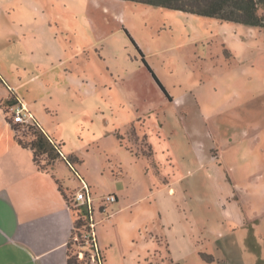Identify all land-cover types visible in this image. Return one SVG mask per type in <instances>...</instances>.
<instances>
[{
    "label": "rangeland",
    "instance_id": "374dc122",
    "mask_svg": "<svg viewBox=\"0 0 264 264\" xmlns=\"http://www.w3.org/2000/svg\"><path fill=\"white\" fill-rule=\"evenodd\" d=\"M260 31L132 2L0 0V99L74 160L54 169L68 195L89 186V264H264Z\"/></svg>",
    "mask_w": 264,
    "mask_h": 264
},
{
    "label": "crops",
    "instance_id": "0c3cea01",
    "mask_svg": "<svg viewBox=\"0 0 264 264\" xmlns=\"http://www.w3.org/2000/svg\"><path fill=\"white\" fill-rule=\"evenodd\" d=\"M88 18L92 28L96 22ZM246 28L249 32L257 30ZM258 33L264 43L263 31ZM60 162L63 161H57L53 170L39 171L31 151L16 143L0 108V263L10 258L14 264H22L24 258V264H67L72 215L57 184L60 185V176L54 169ZM60 189L67 195V188L60 185Z\"/></svg>",
    "mask_w": 264,
    "mask_h": 264
},
{
    "label": "trees",
    "instance_id": "16d2710c",
    "mask_svg": "<svg viewBox=\"0 0 264 264\" xmlns=\"http://www.w3.org/2000/svg\"><path fill=\"white\" fill-rule=\"evenodd\" d=\"M123 2H132L189 14L194 16L212 18L217 21L240 24L249 28L261 30L264 33V0H119ZM130 42L137 48L135 42L129 33L124 30ZM138 49V48H137ZM141 55V61L151 72L155 82L168 98V94L162 87L152 70L148 67L144 56ZM6 99L1 103L0 108L4 114L6 122L11 126L16 143L23 149L32 153L33 163L39 171L48 172L59 160L66 162L68 165L74 160L64 158L61 155L59 145H56L42 128L35 122L25 124H16L12 121L8 108L17 104L19 101L16 97ZM169 99V98H168ZM14 102V103H13ZM17 102V103H16ZM6 105V106H5ZM31 133L33 139L29 142L24 141V133ZM22 134V135H21ZM43 157V159H40ZM59 191L72 215V225L70 237L68 239L67 264L82 263L89 264L92 258L99 263V251L97 249V239L95 234V215L93 206L85 203L75 202L73 195L65 194L62 189ZM115 198V197H114ZM116 200V198H115ZM104 212V209H100ZM94 225V227H91ZM94 233L92 237L91 234ZM82 254V258H79ZM203 260L209 262L210 258L205 254H200ZM83 264V263H82Z\"/></svg>",
    "mask_w": 264,
    "mask_h": 264
},
{
    "label": "built area",
    "instance_id": "2783aa9c",
    "mask_svg": "<svg viewBox=\"0 0 264 264\" xmlns=\"http://www.w3.org/2000/svg\"><path fill=\"white\" fill-rule=\"evenodd\" d=\"M9 114L12 118V121L16 124H25V123H30L34 120V116L33 114L26 108V106L21 103L20 101L9 107ZM75 202H78L80 204H87L89 206H93L92 202H91V195H90V190L88 188L87 185H83L80 187V189L78 191L75 192V194L73 195ZM115 201L114 196H107L104 199V202H108L111 203ZM91 227H94V225H92ZM91 236H94V233L91 234ZM79 258H82V254H79L78 256Z\"/></svg>",
    "mask_w": 264,
    "mask_h": 264
}]
</instances>
